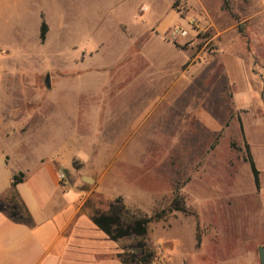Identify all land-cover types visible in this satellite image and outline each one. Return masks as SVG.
Segmentation results:
<instances>
[{
	"label": "rangeland",
	"instance_id": "1",
	"mask_svg": "<svg viewBox=\"0 0 264 264\" xmlns=\"http://www.w3.org/2000/svg\"><path fill=\"white\" fill-rule=\"evenodd\" d=\"M134 2L128 13L136 11L135 21L117 23L96 8L104 18L93 15V22L71 9L43 42L31 26L9 32L0 112L13 110L21 140L14 149L70 152L69 166L64 154L59 169L84 177L101 210L114 202L126 218L165 211L145 236L118 240L128 264L147 252L148 264H259L264 109L253 119L235 109L225 59L247 63L251 96L264 106V0H170L176 15L169 24L190 30L176 43L166 38L171 26L148 27L167 0ZM143 4L149 9L139 13ZM175 199L185 211H169Z\"/></svg>",
	"mask_w": 264,
	"mask_h": 264
},
{
	"label": "crops",
	"instance_id": "2",
	"mask_svg": "<svg viewBox=\"0 0 264 264\" xmlns=\"http://www.w3.org/2000/svg\"><path fill=\"white\" fill-rule=\"evenodd\" d=\"M134 1L0 0V78L6 68L2 57L11 46L7 44L9 32L14 34L31 26L39 37L43 22L47 31H51L54 26L64 24L71 9L77 10V15L83 12L94 22L93 15L100 20L104 18L101 12H95L96 8H104L107 15L111 13L113 19H118L117 23H124L128 22L125 18L129 16L130 4L135 8ZM169 4L167 0L163 14L148 27L161 31L171 26L170 20L176 13ZM148 9L143 4L137 11ZM135 12L130 15L134 21ZM2 49L6 50L5 54ZM225 61L226 75L236 86L233 105L241 115L253 119L264 106L251 96L255 88L248 78V65L238 55H231ZM4 101L0 98V105ZM202 121L211 128L217 127L206 113L202 114ZM16 133L13 110L0 112V264H125L117 256L118 240H111L93 222L99 209L93 200L94 188L83 186L84 177L58 178L63 155L68 167L71 153L62 148L50 156L32 153L28 148L17 153L14 148H19L21 140L16 138ZM19 173L23 177L14 184L13 176ZM14 211L18 217L12 215Z\"/></svg>",
	"mask_w": 264,
	"mask_h": 264
},
{
	"label": "trees",
	"instance_id": "3",
	"mask_svg": "<svg viewBox=\"0 0 264 264\" xmlns=\"http://www.w3.org/2000/svg\"><path fill=\"white\" fill-rule=\"evenodd\" d=\"M47 25L43 22L40 26L39 39L41 42L45 40V35L47 32ZM245 161L248 163L250 171L252 173L253 182L255 187L259 188V171L255 165V162L250 154L249 146L246 145V156ZM23 177L22 173L16 174L13 176V183H17ZM173 205V204H172ZM0 209H2V205L0 204ZM124 205L116 206L114 202H109L108 208L106 210H97L95 215L93 216L94 224L100 228L111 240H119L124 237H128L131 235H135L138 237H143L147 232V224L153 220L161 218L165 211L162 210L159 214H153L150 217H132L126 218L123 216ZM184 210L183 206H179L178 200H174L173 207H169V211L171 210ZM13 216H17L16 211L12 213ZM144 252H141L143 254ZM120 260L128 264L127 260L122 259L121 255L117 254ZM141 260L131 259L129 264H148L152 259V253L147 252ZM132 257V256H131Z\"/></svg>",
	"mask_w": 264,
	"mask_h": 264
},
{
	"label": "built area",
	"instance_id": "4",
	"mask_svg": "<svg viewBox=\"0 0 264 264\" xmlns=\"http://www.w3.org/2000/svg\"><path fill=\"white\" fill-rule=\"evenodd\" d=\"M190 34V30L186 28L185 26H179V25H173L171 26L167 32H166V38L173 42H180V41H185L188 39V36ZM2 53H6V50L2 49ZM58 178L60 180L65 178V174L61 169H58Z\"/></svg>",
	"mask_w": 264,
	"mask_h": 264
},
{
	"label": "water",
	"instance_id": "5",
	"mask_svg": "<svg viewBox=\"0 0 264 264\" xmlns=\"http://www.w3.org/2000/svg\"><path fill=\"white\" fill-rule=\"evenodd\" d=\"M45 86L49 88V76L45 79ZM258 258H259V264H264V246H259L258 249Z\"/></svg>",
	"mask_w": 264,
	"mask_h": 264
}]
</instances>
